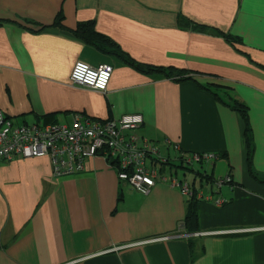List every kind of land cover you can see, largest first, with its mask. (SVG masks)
<instances>
[{
	"label": "crops",
	"instance_id": "obj_1",
	"mask_svg": "<svg viewBox=\"0 0 264 264\" xmlns=\"http://www.w3.org/2000/svg\"><path fill=\"white\" fill-rule=\"evenodd\" d=\"M59 12L66 30L53 26ZM87 21L135 61L191 79L138 71L75 39ZM76 61L111 65L106 91L72 85ZM214 92L247 106L250 166L244 121ZM0 109L16 124L138 113L137 133L160 146L216 153L178 176L228 200L200 199L199 229L187 233L177 189L136 191L101 156L63 176L47 156L0 161V264H264V0H0ZM227 173L233 184L216 187Z\"/></svg>",
	"mask_w": 264,
	"mask_h": 264
},
{
	"label": "built area",
	"instance_id": "obj_2",
	"mask_svg": "<svg viewBox=\"0 0 264 264\" xmlns=\"http://www.w3.org/2000/svg\"><path fill=\"white\" fill-rule=\"evenodd\" d=\"M112 70L108 64L92 66L76 61L68 81L103 92L108 87ZM72 118L71 123L62 124H16L0 109V161L47 156L53 175L63 176L84 171L88 159L101 156L116 170V179L141 193L161 183L177 189L186 199L195 194L217 206L227 203L224 197L196 193L185 177L178 176L179 171L186 173L195 165L218 159L216 153L184 151L179 143L169 139L160 146L137 133L144 122L138 113L98 119L76 112ZM232 183L228 173L215 180L218 188L230 187Z\"/></svg>",
	"mask_w": 264,
	"mask_h": 264
},
{
	"label": "trees",
	"instance_id": "obj_3",
	"mask_svg": "<svg viewBox=\"0 0 264 264\" xmlns=\"http://www.w3.org/2000/svg\"><path fill=\"white\" fill-rule=\"evenodd\" d=\"M63 14L62 12H59L56 17L54 18L53 26L58 27L60 30H66L65 27L62 24L63 20ZM185 20V19H184ZM187 20L188 22H192L189 19ZM194 29L200 30V31H213L217 32L218 34L224 36L232 45L236 43V41L233 40V38L229 37V35H226L225 33L218 31L217 29L207 26V25H201L197 23H191ZM45 27H41L40 30H43ZM75 39L81 40L85 43H88L90 45H93L97 47L99 50H101L104 53L107 54H114L118 56L122 61L127 63L128 66L133 67L134 69L144 72V73H151V72H159L162 73L163 76L168 77L174 81H183V80H189L191 79V76H189L190 72L185 69H177L174 67H161V66H154V65H146L143 63H139L132 59L128 54L124 53L122 49L114 42L111 41L109 38L106 36L98 33L94 29V24L92 21H87V22H80L76 26L75 29L71 30L69 32ZM216 89H220L217 87ZM214 96L216 97L215 99L223 101L217 93H213ZM224 102V101H223ZM226 105L231 107L234 111L238 112L239 115L241 116L242 120L244 121L243 124H245V130H244V136L246 140V146L248 149V158L247 162L248 165L250 166L251 163V154L253 151V144H252V138H251V129L249 125V118H248V113H247V106L241 102L238 99L235 98H229L227 102H224ZM252 173V171H251ZM203 178L207 180H211L212 177L210 175H205L203 173ZM231 176V175H230ZM233 184V183H232ZM187 202L186 204V212L184 220H183V228L187 233H194L197 232L199 229L198 225V216H197V204L200 201L199 198L193 194L189 198L185 200ZM190 243V242H189Z\"/></svg>",
	"mask_w": 264,
	"mask_h": 264
},
{
	"label": "rangeland",
	"instance_id": "obj_4",
	"mask_svg": "<svg viewBox=\"0 0 264 264\" xmlns=\"http://www.w3.org/2000/svg\"><path fill=\"white\" fill-rule=\"evenodd\" d=\"M30 123V122H29ZM182 171H179V173H181Z\"/></svg>",
	"mask_w": 264,
	"mask_h": 264
}]
</instances>
